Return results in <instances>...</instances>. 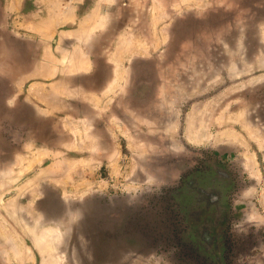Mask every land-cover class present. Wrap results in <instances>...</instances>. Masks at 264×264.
I'll list each match as a JSON object with an SVG mask.
<instances>
[{"label": "rangeland", "instance_id": "1", "mask_svg": "<svg viewBox=\"0 0 264 264\" xmlns=\"http://www.w3.org/2000/svg\"><path fill=\"white\" fill-rule=\"evenodd\" d=\"M0 264H264V0H0Z\"/></svg>", "mask_w": 264, "mask_h": 264}, {"label": "flooded vegetation", "instance_id": "2", "mask_svg": "<svg viewBox=\"0 0 264 264\" xmlns=\"http://www.w3.org/2000/svg\"><path fill=\"white\" fill-rule=\"evenodd\" d=\"M222 173H224L225 176H221L218 173H207L204 175V180L203 182L207 183H212L213 181L219 182L222 185V188L224 189L223 194L221 193V195L218 193V191L216 190V188L214 189H210V190H205V185L201 186V185H197L196 189H198V191H200V189H203V191H205L208 194H215L213 195V198L210 196H202L200 198L197 197V201L199 203L204 204L203 205V209H206L207 211H210L212 209L216 210L218 207L224 206L223 204H226V202L229 200V195L231 194V192L233 191V187H234V180L231 178V176L226 173L225 171H220ZM208 175H212L213 178L209 179ZM209 180V181H208ZM210 187V186H208ZM215 199V200H214ZM212 200H214L213 202H211Z\"/></svg>", "mask_w": 264, "mask_h": 264}]
</instances>
